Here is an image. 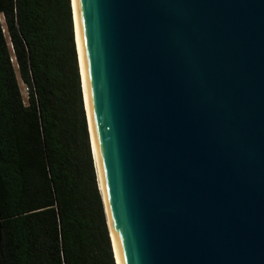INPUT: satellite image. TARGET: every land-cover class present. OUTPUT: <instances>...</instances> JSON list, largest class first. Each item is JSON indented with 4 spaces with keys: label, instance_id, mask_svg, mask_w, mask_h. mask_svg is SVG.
I'll return each mask as SVG.
<instances>
[{
    "label": "water",
    "instance_id": "water-1",
    "mask_svg": "<svg viewBox=\"0 0 264 264\" xmlns=\"http://www.w3.org/2000/svg\"><path fill=\"white\" fill-rule=\"evenodd\" d=\"M76 6L120 264H264V0Z\"/></svg>",
    "mask_w": 264,
    "mask_h": 264
},
{
    "label": "trees",
    "instance_id": "trees-1",
    "mask_svg": "<svg viewBox=\"0 0 264 264\" xmlns=\"http://www.w3.org/2000/svg\"><path fill=\"white\" fill-rule=\"evenodd\" d=\"M74 30L71 0H0V264H116Z\"/></svg>",
    "mask_w": 264,
    "mask_h": 264
},
{
    "label": "bare ground",
    "instance_id": "bare-ground-1",
    "mask_svg": "<svg viewBox=\"0 0 264 264\" xmlns=\"http://www.w3.org/2000/svg\"><path fill=\"white\" fill-rule=\"evenodd\" d=\"M72 2H73L74 29H75V36H76L78 59L80 58L79 67H80V74H81L82 87H83L82 90H83V96H84V101H85V108H86V112H87V118H88V122H89V130H90V136H91V141H92V146H93V154L95 157V163H96V167H97L96 168L97 169V175L99 177L98 181H99L103 201L105 204V209H106L107 220H108V224H109V228H110L111 238H112L113 245H114L115 257L117 260V264H120L119 257H118V251L116 248V243L114 240V236H113V232H112V228H111V223H110L109 215H108V211H107V206H106V202H105V194H104V190H103V186H102L99 161H98V156H97L96 147H95V140H94V134H93V128H92V120H91V112H90V104H89V97H88V90H87V82H86V75H85V70H84V61H83V56H82V46H81V38H80L76 0H72Z\"/></svg>",
    "mask_w": 264,
    "mask_h": 264
},
{
    "label": "rangeland",
    "instance_id": "rangeland-1",
    "mask_svg": "<svg viewBox=\"0 0 264 264\" xmlns=\"http://www.w3.org/2000/svg\"><path fill=\"white\" fill-rule=\"evenodd\" d=\"M17 79H18V83H19V87H20V90H21V94H22L23 100H24L25 103H27V100H28L27 88L21 82L18 72H17Z\"/></svg>",
    "mask_w": 264,
    "mask_h": 264
}]
</instances>
